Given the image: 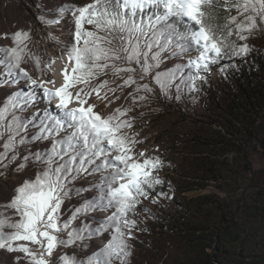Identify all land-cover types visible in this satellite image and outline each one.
Wrapping results in <instances>:
<instances>
[{
	"label": "snow or ice",
	"instance_id": "6c2138e0",
	"mask_svg": "<svg viewBox=\"0 0 264 264\" xmlns=\"http://www.w3.org/2000/svg\"><path fill=\"white\" fill-rule=\"evenodd\" d=\"M216 2L92 0L83 6H60L49 13L55 19L39 18L46 25H58L65 13H71L74 35L67 56L69 61H74V66L71 73L67 64L61 70L63 83L59 87L52 79H33L21 67L25 56H30L39 71L40 58L27 52L28 32L17 30L11 34L13 45L0 48V87L21 85L23 78L27 89H40L48 107L31 117L16 115L17 108L23 111L25 106L32 107L36 102L34 92L26 91L24 86L9 94L0 106V139L7 137L0 151V166L7 167L4 161L20 160L14 170L19 173L30 163L42 165L34 178L24 180L14 189L15 195L6 206L14 209L19 219L9 222L0 218V249L25 253L29 264H50V260L56 264L54 253L58 246L70 247L77 241L110 233L103 247L86 260L65 253L59 256L60 264H113V261L127 264L131 255L128 241L134 238L133 229L137 228L130 216L136 214L144 201L150 200L157 185L164 183L155 174L163 167V161L158 156H146L144 150L135 151L143 141L125 132L132 127L131 121L124 119L129 109L116 108L108 115L96 111L97 104L90 102L93 94L96 100L107 101L105 107L119 99L115 96L116 89L108 87L107 80L100 81L89 92L83 88L77 90L76 85L107 75L108 70L113 76L135 74L139 70L141 80L152 81L163 95H168L173 87L176 99L180 98L182 88L194 91L196 81L203 79L201 74L212 65L226 56H244L250 51L246 43L237 45L228 39L233 35L229 25L235 24V34L241 41L247 39L244 32L257 28V20L264 25V0H240L233 7L243 16V21L237 23V17H231L224 25L227 35H217V28L206 26L209 18L206 6ZM192 52L198 55L193 57ZM184 55L189 56L186 64L152 75L163 59ZM121 60L125 65L134 63L137 68L118 66ZM52 63L49 61L46 66ZM177 80L179 83H175ZM132 85H136V92L153 91L149 84L139 83L134 75H128L117 87ZM101 89H107L104 95ZM108 92L113 94L111 99ZM30 128L37 129L31 136L28 135ZM44 141L48 142L47 147L35 152L29 150L28 155L20 156L16 151L25 143ZM87 176H93L97 182L75 189V194L94 191L96 195L63 219L62 205L73 191L68 184ZM156 195L166 196L162 192ZM150 202L157 201L151 198ZM94 212L110 214L93 217V222L74 224L81 215ZM5 227L13 231L5 232ZM65 232L67 238L61 239L59 234ZM29 244L38 246L39 250Z\"/></svg>",
	"mask_w": 264,
	"mask_h": 264
},
{
	"label": "rangeland",
	"instance_id": "374dc122",
	"mask_svg": "<svg viewBox=\"0 0 264 264\" xmlns=\"http://www.w3.org/2000/svg\"><path fill=\"white\" fill-rule=\"evenodd\" d=\"M240 2L237 0L236 3ZM92 3V0H0V48L11 47L13 45L12 33L17 30H23L29 33L27 41V52L40 58L39 71L34 67L33 60L30 56H25V62L21 67L25 68L29 75L34 79H40L47 76L46 65L49 60L56 54L67 51L72 44L74 35L73 20L71 13H65L64 18L58 25H46L39 19H55V16L49 15L50 12L62 5L67 6H83ZM235 3V4H236ZM237 17V23L243 21V16L239 15L234 7H232V16ZM233 35L231 40L237 45L247 44L250 51L244 56H230V60L221 59L217 64L210 67V70L203 72V79L196 81V89L188 92L186 88H182L179 93L180 98L176 99V91L173 87L168 95L161 94L149 79L141 80L139 70L135 74L121 73L120 76H113L111 70L107 75H102L98 79H93L86 84H78L76 88H83L85 92L96 88L100 81L107 80L109 88H115V96L113 103L105 107L107 101L93 100L97 104L96 111L102 115L111 114L116 108L129 109L124 119L130 120L132 127L126 129L125 132L129 136H135L138 143L135 151H145L148 157H159L163 161V167L158 170L156 175L164 181L163 184L156 186V193H152L151 198L156 199V203L150 200L144 201L136 209V214L130 216L137 224V228L133 229V239L128 241L131 248V255L127 258V264H171L172 260L181 255V248L178 245L179 239L173 231V217L179 210L182 212L188 209L192 210L193 203L189 200L191 197H197L205 192H218L220 195L226 194L224 190L218 189V184L207 183L204 187L193 185L190 190H184L185 186L181 180L180 173L187 163V155L195 148L188 143V139L198 132L209 121L214 118L216 108L212 100L221 97L219 88L226 81L229 82L231 68L242 64L247 67L251 61L249 59L250 52L254 50H264V25L257 20V28L251 32H244L246 40L241 41L235 34V24H231ZM7 34V35H6ZM191 56L198 55L192 52ZM189 59L188 55L174 57L171 59H163L159 67L155 68L152 75L157 72L164 73L173 69L175 65L186 64ZM118 66H131L137 68L136 64L125 65L121 60ZM46 71V72H45ZM187 73H185L186 75ZM128 75H134L139 83H147L152 87V93L143 91L136 92V85L119 88L117 85L122 84ZM175 83H179L177 80ZM27 82L21 78V85L7 84L0 87V106L4 104L5 98L18 90L20 86H24L26 91H33L36 97L35 105L32 107H24L15 110L16 115L21 117H31L33 113H43L48 107L47 100L43 97L42 92L37 88L29 90L26 87ZM107 89H101V95ZM131 93V95H130ZM111 99L113 94L107 93ZM140 96L146 99L140 100ZM54 112L55 109H52ZM11 116L9 115L8 119ZM37 129L30 128L28 135L31 136ZM7 137L0 139V151H2V143ZM48 146V142L25 143L17 148L20 156L28 155L29 150L32 152ZM246 151L250 153V161L254 169L264 166V149L257 145L254 141L248 145ZM9 155H12L10 153ZM21 161H4L7 167L0 166V218L9 222H15L19 219L15 210L7 207V203L15 195V187L22 184L24 180L34 178L36 171L42 168V165L31 164L22 172L14 171L17 164ZM93 176H87L77 179L68 187L73 191L69 197L65 198L62 205L63 219L71 216L72 211L82 204L86 199L96 195L94 191H85L79 196L75 194V189L84 187L89 184L96 183ZM165 193L166 196H157V193ZM147 209V211H145ZM110 213L94 212L87 215H81L76 225H80L84 221L93 222V217H103ZM191 215L187 216L189 219ZM5 232H11L13 229L5 227ZM110 233L104 236L94 237L77 241L70 247L63 245L58 246L54 253L56 264H60L59 256L69 254L75 256L78 260H86L87 257L102 248L110 238ZM61 239L67 238V233L59 234ZM34 250H39L38 246L29 244ZM0 264H29L26 254L19 251L9 252L6 248L0 249ZM50 264L52 261L50 260ZM113 264H119V261H113Z\"/></svg>",
	"mask_w": 264,
	"mask_h": 264
},
{
	"label": "trees",
	"instance_id": "16d2710c",
	"mask_svg": "<svg viewBox=\"0 0 264 264\" xmlns=\"http://www.w3.org/2000/svg\"><path fill=\"white\" fill-rule=\"evenodd\" d=\"M236 1L206 6V26L226 36ZM249 54L250 65L238 59L218 89L221 97L212 100L213 120L188 139L195 149L180 173L184 190L214 182L226 194L191 197L192 210L176 212L172 229L181 255L171 264H264V166L254 169L246 151L253 141L264 149V50Z\"/></svg>",
	"mask_w": 264,
	"mask_h": 264
},
{
	"label": "bare ground",
	"instance_id": "6f19581e",
	"mask_svg": "<svg viewBox=\"0 0 264 264\" xmlns=\"http://www.w3.org/2000/svg\"><path fill=\"white\" fill-rule=\"evenodd\" d=\"M72 27H74V26L72 25ZM72 29H74V28H72ZM49 61H54V63H52L50 67H46L45 68L46 71L48 72V74H47V76L43 75V77L40 78V79H43V80H49V79L55 80L56 81V85L55 86L59 87L63 83V76L61 74V70L67 64L68 65V71H69V73H71L72 67L74 66V61H69L68 60L67 51L62 52V53H56L51 58V60H49ZM94 99L96 100L95 94H93L90 102H93ZM17 243H21V242H17ZM23 243H28V242H23Z\"/></svg>",
	"mask_w": 264,
	"mask_h": 264
}]
</instances>
